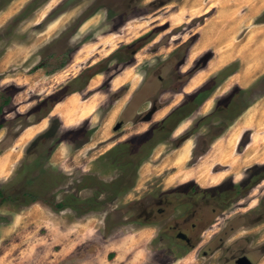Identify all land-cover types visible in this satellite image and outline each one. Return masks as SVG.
<instances>
[{
	"label": "rangeland",
	"instance_id": "374dc122",
	"mask_svg": "<svg viewBox=\"0 0 264 264\" xmlns=\"http://www.w3.org/2000/svg\"><path fill=\"white\" fill-rule=\"evenodd\" d=\"M127 1L0 0V149L46 117L0 182V264H217L227 247L264 264V178L172 191L264 164V0Z\"/></svg>",
	"mask_w": 264,
	"mask_h": 264
},
{
	"label": "crops",
	"instance_id": "0c3cea01",
	"mask_svg": "<svg viewBox=\"0 0 264 264\" xmlns=\"http://www.w3.org/2000/svg\"><path fill=\"white\" fill-rule=\"evenodd\" d=\"M74 92H76V91H72L70 94H72ZM72 97H74V95H72L70 98H72ZM64 99L59 100L57 103L63 101ZM63 104H61V106ZM51 115H56V116L60 117L57 114H52V111H51ZM72 116L73 115L67 116L68 118H66V123H68V124H65V125L71 126L70 124L73 121V120L71 121ZM45 120H46V117H42V119H40V120L32 121L31 123L27 124L22 129V131L19 133V135L17 136L13 145H9V147H7L6 149H0V182H5L14 174L16 168L18 167V164L20 163V161L22 159L20 147L19 148L17 147V144L19 143V141L24 143L25 141L31 140L35 136H37L39 133H41L43 131V129H45L44 126L43 127L41 126L42 122H44ZM72 125H74V124H72ZM4 126L0 129V146L7 140V137H8L7 136L8 133L5 130H3V128H5ZM22 136H23V139H22ZM65 258L67 259L68 257H65ZM106 260H107V258H106ZM67 261L73 262L75 260H74V258L70 257L69 259H67ZM83 264H104V263L99 262V260H95L93 262H87V263L85 262Z\"/></svg>",
	"mask_w": 264,
	"mask_h": 264
},
{
	"label": "flooded vegetation",
	"instance_id": "af4514ba",
	"mask_svg": "<svg viewBox=\"0 0 264 264\" xmlns=\"http://www.w3.org/2000/svg\"><path fill=\"white\" fill-rule=\"evenodd\" d=\"M159 0H154L152 2H149V3H153V2H157ZM128 4H137V3H141L142 0H128L127 1ZM145 89V88H144ZM144 92H148V89H146ZM141 94V92H140ZM135 105V104H134ZM157 110H159V107H157V105H153L152 104V108L150 109V111H148L146 113V115H150L152 116V114L154 112H156ZM122 124V122H120ZM233 187L235 190L234 191H237V192H240L244 186L242 184V182L238 185H233L232 183V180L231 179H227L225 180V182H223V184H220L219 186H216V187H210V188H200L196 182H189L188 184H177L173 189L172 191H181V193H185V190L187 189H190V191H192V193H196L197 195H200V196H208V195H212V196H216V191L218 189H224V187ZM161 201H164V199L161 197L160 198ZM215 210V208H214ZM195 210L192 211L189 210L188 213L191 214L192 212H194ZM222 213L225 212V209L223 211V209H221ZM144 213H146V219H151L150 218V210L149 209H145L144 210ZM194 228H196V224L193 223L192 225ZM172 227L175 229L177 227L176 224L172 225ZM179 237H181L182 241L184 243H186L187 245L190 244L192 242V240L187 236V234H185L183 231L179 232L178 234ZM222 243H224V241H222ZM219 247V246H218ZM217 247V248H218ZM221 248V247H220ZM226 251V252H225ZM225 251L223 250V252H225V259L223 262H218L217 264H246L247 260H243L242 258L243 257H247V259L252 263L254 264L253 260L249 257V252L247 251H242V250H239L238 252H235V249L233 248H230L228 250V247L225 248ZM208 254L207 250L204 251V256H206Z\"/></svg>",
	"mask_w": 264,
	"mask_h": 264
},
{
	"label": "trees",
	"instance_id": "16d2710c",
	"mask_svg": "<svg viewBox=\"0 0 264 264\" xmlns=\"http://www.w3.org/2000/svg\"><path fill=\"white\" fill-rule=\"evenodd\" d=\"M227 71V70H225ZM224 71V72H225ZM210 93V89L207 86H203L201 89L197 90L196 92H194L193 94H191L189 96V99L186 101L188 104L189 103H199L200 101L202 102V100H204ZM8 101V100H7ZM2 111V107H0V112ZM178 109L174 110L171 114H169L167 117L168 119H173L176 114H178ZM167 119V118H166ZM163 124V122H162ZM4 126V123L0 122V129ZM52 129H55L54 127L49 129V131L45 132L44 134H42L43 136L47 135L48 133L52 132ZM148 133L142 134V135H138L133 137L132 139L128 140L127 142H125V144H130V143H137L139 144L141 140L145 139L146 136H148ZM151 141V140H149ZM144 144H147V141H144ZM123 146V145H121ZM151 148V146H149ZM147 155V154H146ZM146 155L144 157H146ZM264 178V164H256L254 166H252L249 169V174L246 177V179L242 182L243 186H247L249 184L252 183H256L257 181H259L260 179ZM0 199L1 200H5V192L3 188H0Z\"/></svg>",
	"mask_w": 264,
	"mask_h": 264
},
{
	"label": "water",
	"instance_id": "95a60500",
	"mask_svg": "<svg viewBox=\"0 0 264 264\" xmlns=\"http://www.w3.org/2000/svg\"><path fill=\"white\" fill-rule=\"evenodd\" d=\"M150 116H151V114H150L149 116H147V118H146L145 120H149V119H150ZM120 126H121V123L117 124V125L115 126V129H118ZM242 259H243V260H247L246 264H252V263L247 259V257H243Z\"/></svg>",
	"mask_w": 264,
	"mask_h": 264
},
{
	"label": "bare ground",
	"instance_id": "6f19581e",
	"mask_svg": "<svg viewBox=\"0 0 264 264\" xmlns=\"http://www.w3.org/2000/svg\"><path fill=\"white\" fill-rule=\"evenodd\" d=\"M264 5V2H263V4L262 5H260V6H263ZM13 7H14V5H13ZM258 8L256 7L255 8V10H257ZM202 45V44H201ZM204 45V44H203ZM251 72H253V71H251Z\"/></svg>",
	"mask_w": 264,
	"mask_h": 264
}]
</instances>
